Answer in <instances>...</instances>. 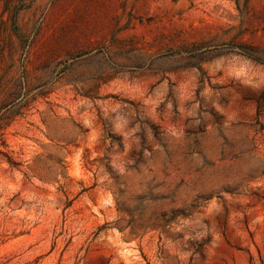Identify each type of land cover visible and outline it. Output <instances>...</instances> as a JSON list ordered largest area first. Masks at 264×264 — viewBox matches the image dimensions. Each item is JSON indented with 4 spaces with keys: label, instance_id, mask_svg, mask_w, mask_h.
I'll use <instances>...</instances> for the list:
<instances>
[{
    "label": "rangeland",
    "instance_id": "obj_1",
    "mask_svg": "<svg viewBox=\"0 0 264 264\" xmlns=\"http://www.w3.org/2000/svg\"><path fill=\"white\" fill-rule=\"evenodd\" d=\"M0 264H264V0H0Z\"/></svg>",
    "mask_w": 264,
    "mask_h": 264
}]
</instances>
